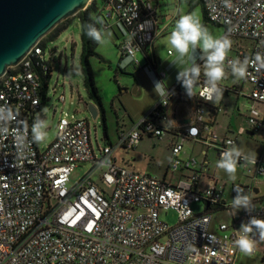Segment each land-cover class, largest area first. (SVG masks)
<instances>
[{
	"label": "built area",
	"instance_id": "1",
	"mask_svg": "<svg viewBox=\"0 0 264 264\" xmlns=\"http://www.w3.org/2000/svg\"><path fill=\"white\" fill-rule=\"evenodd\" d=\"M209 22L224 29V35L251 43L248 51L239 50V58H253L264 53V0H201ZM108 7L125 27L127 36L121 43L125 58L139 71L151 69L145 57L154 61V43L167 28L159 27L153 3L149 0H109ZM144 12L146 14H144ZM45 39V38H44ZM42 39L17 66L0 78V105H8L16 118L12 129L24 131L27 141L21 152L12 135H0V264H235L241 253L233 241L243 222L251 215L244 211L239 222L219 223L213 229V213H195L193 206L204 203L212 209H234L231 201L239 185H231L230 199L224 200V188L194 190L189 182L173 186L157 177L140 174L119 166L116 150H135L143 135L164 138L170 131H179L205 145H216L219 158L230 147V138H221L205 121L207 106L200 98L190 124L179 128L160 127L152 116L166 118L169 103L161 101L132 129L121 132L115 146L93 147L88 119L69 120L65 114L57 124V135L49 146L40 149L31 143V125L42 113V76L49 73ZM141 56L144 58L141 59ZM140 61V62H139ZM139 62V63H138ZM156 73V69H153ZM247 81L250 98L264 106V69L249 67ZM164 80L166 73H156ZM48 88V87H47ZM65 104L66 98L60 96ZM164 118V119H165ZM249 130L264 128V111L252 109ZM243 132V131H242ZM182 143L171 149L173 170L196 168L201 171L206 158L179 157ZM245 164L243 160L238 165ZM80 165L89 171L72 185L71 177ZM257 174H264V158L257 160ZM98 175L99 181L93 180ZM245 191V190H244ZM246 193V191H245ZM174 211L178 222L170 226L161 220L162 212ZM257 250L260 240L256 235ZM253 255V256H254Z\"/></svg>",
	"mask_w": 264,
	"mask_h": 264
},
{
	"label": "rangeland",
	"instance_id": "2",
	"mask_svg": "<svg viewBox=\"0 0 264 264\" xmlns=\"http://www.w3.org/2000/svg\"><path fill=\"white\" fill-rule=\"evenodd\" d=\"M198 0H160L159 6L156 8L157 16L161 20L166 17H171L174 13L185 14L195 11L201 18L202 23L212 32L213 35H224V29L211 22H205L201 6L196 5ZM165 17V18H164ZM179 16H176V20ZM175 20V21H176ZM175 24V22H174ZM174 24L163 31L155 40V53L160 63L158 64L156 73L165 71L168 78L162 83L166 87L173 80L177 81L178 70L183 66L176 67L171 64L176 58L174 50L171 48L168 37L172 31ZM61 30L56 36L48 35L44 39V53L46 61L51 63L52 76L45 92L46 102L42 106V113L48 121L47 138L38 144L40 149H44L54 142L57 135V124L65 114L68 115L69 120L74 119H88L91 125L92 143L95 151L99 153V148L105 145L115 146L121 132H127L132 129L141 119L147 116L148 112L154 107L155 100L159 97L154 92V82L160 81L153 70L149 73L147 70L143 74L137 75L133 68L131 61L126 67H121L125 58L122 49V35L121 28L114 26L112 30H104L110 32V43L96 47V56L89 59L90 66L93 70L94 81L101 96L105 118V125L107 127L109 139L104 140L105 129L103 125V117L94 121L87 111H82L80 105L93 102L88 91L84 85V76L81 69L80 56L82 52L81 43V22L76 15L67 21L58 25ZM235 43L241 44L244 47H249V42L244 40H233ZM202 63V61H197ZM79 69V74L75 69ZM203 68V65H202ZM123 72H121V70ZM126 72H124V70ZM71 72V74H69ZM137 88H140V93H137ZM198 92V88H197ZM64 95L66 98L65 104L58 101L59 97ZM227 99V96L225 97ZM230 101L234 102L235 97L229 96ZM221 102V100L219 101ZM217 102V104H219ZM190 105V106H189ZM188 109H191V104ZM225 107L219 112L218 125L221 127L219 132L225 134L227 126L231 124L235 129H231L233 133L229 134L234 138L236 145L245 154H257V160L264 158V130L255 133L254 136L248 134L238 135L237 127L239 123L242 126H247L245 115L247 111L242 113V116L226 115L224 114ZM187 106H185V109ZM206 114L205 121H209L208 108L204 107ZM229 112L231 111L230 107ZM47 109L45 112L44 110ZM146 110V111H145ZM145 112L142 116L141 113ZM140 115V116H139ZM244 115V116H243ZM233 117V118H232ZM167 139L165 140H150L145 139L137 151H124L122 149L116 150L114 153L118 165L126 167L132 171L140 174H148L154 177L163 178L168 169L169 149L167 146ZM190 144L188 143L186 149L190 151ZM199 148V146H198ZM134 157L136 158L134 161ZM199 159V157H197ZM209 160L211 167L210 176L217 179L219 184H236L243 189L246 187L257 188L260 190L259 197L264 195V174H257V166L251 164L238 165L235 180L229 179V176L222 169L216 167V155L213 150L209 153ZM129 161V162H128ZM129 163L127 166L126 163ZM90 165L78 166L72 177V185H75L79 180L86 175L90 169ZM208 175V174H207ZM172 175L169 173L168 180H172ZM93 180L98 182V175L93 176ZM207 177L202 179L201 187H207ZM251 195H254L253 192ZM252 211L264 209V203L253 204ZM195 213H203L205 209L204 203L195 204L193 206ZM238 212H241L240 210ZM227 212L218 213L221 221L227 219ZM162 221L170 226H174L178 222V216L174 211L162 212L160 215ZM218 221L214 223L217 224ZM239 264H264V254L259 253L256 256L242 255Z\"/></svg>",
	"mask_w": 264,
	"mask_h": 264
},
{
	"label": "clouds",
	"instance_id": "3",
	"mask_svg": "<svg viewBox=\"0 0 264 264\" xmlns=\"http://www.w3.org/2000/svg\"><path fill=\"white\" fill-rule=\"evenodd\" d=\"M225 7H231L230 0H223ZM102 23L101 21H97ZM86 35L98 45L105 46L110 43V32L95 27L94 24L85 26ZM46 38V37H45ZM168 42L176 54L175 60L171 62L175 67L183 66L178 70L177 81L185 90L188 98H194L201 77V64L203 62L204 82L200 98L206 102L217 103L223 98L224 89L221 82L230 74L237 80L245 79L249 75V67L257 70L264 69V53H256L253 58L245 57L242 61L239 58L228 60L233 41L229 35H213L212 32L202 23L201 18L195 11L180 14L175 21L174 27L168 37ZM132 57L127 58L121 67H126ZM140 62V61H139ZM138 62V63H139ZM79 74V69H75ZM71 74V72L69 73ZM154 92L165 105L169 103V97L174 95V90L169 92L163 87L162 81L154 82ZM45 112L47 109L44 110ZM16 118V112L8 105H0V135H12L14 145L22 152L27 141L28 126L24 131L16 129L10 131L9 124ZM48 121L35 118L31 125V143L41 144L47 138ZM230 147L221 153L216 161V167L222 169L235 180L238 164L241 160L245 164L256 165L257 154H245L237 145L229 141ZM236 195L231 201V207L236 210H245L251 214L254 205L249 194L244 189L237 187ZM256 235L260 241H264V218H257L251 215L247 222H243L237 230V236L233 241L235 248L246 256H253L257 250Z\"/></svg>",
	"mask_w": 264,
	"mask_h": 264
},
{
	"label": "crops",
	"instance_id": "4",
	"mask_svg": "<svg viewBox=\"0 0 264 264\" xmlns=\"http://www.w3.org/2000/svg\"><path fill=\"white\" fill-rule=\"evenodd\" d=\"M149 1H151L153 3V6L155 7V10H156V8L159 6L160 0H149ZM98 4H99L98 5L99 6V11L102 14H106V16H107L106 22H104L105 25H106L105 26L106 28L103 29V30H112L114 26L120 27L121 30H122L121 35H122V41H123L126 38V36H127V32H126L125 27L120 23V21L114 15V13L111 12V10L107 7L105 2H103L102 0H99ZM179 15L180 14L177 15V13L176 14L174 13L171 17H166V19L161 20V23H160V19H159V27L160 28H165V27L169 28V26L174 24V22L176 20V16L178 17ZM233 40H237V39H233ZM250 45H251V43L249 44V47H244L241 44L235 43L232 46V49H231L228 57L237 56L238 51L241 50V49L244 50V51H248V49L250 48ZM155 56H156V53H155ZM156 58L158 60V63H160V61H159L157 56H156ZM141 59L144 60V58L142 56H141ZM132 66H133V68L135 70V73L137 75L145 73L146 70L147 71L149 70L148 71L149 73L152 71L149 68L139 71L137 68H135L134 65H132ZM157 67H158V65H157ZM156 70H157V68H156ZM121 72H123V71L121 70ZM124 72H126V70H124ZM155 75L157 76L156 73H155ZM167 78H168V76L166 74V77H165L164 80H166ZM164 80H160V81H162V83H163ZM178 84H180V83L176 82V80H173L171 82V84L169 83L165 88L171 89L172 87H174V86H176ZM221 87L224 89V94H223V98L221 99V102H219V104L211 103V104H209L207 106L204 105V107L208 108V112H207L208 116H209V121L208 122H210L213 131H215L221 138L233 139L234 140V144L236 145L235 139L231 138L230 135H229V134L233 133V132H231L232 131L231 129H235L231 124H229L227 126V130H226L225 134H221L219 132V130H221V127L218 125V118H219L218 116H219V112L222 110V106L223 105L227 106V107H225V111H224V114H226V115H231L232 114V115H235V116H238V115L242 116V113L244 111H247V113L245 115V118L247 120L246 121L247 122V126L243 127L242 124L239 123V125L237 127V134L238 135H244V134L251 133L252 135L248 134L249 136H254L255 135V133H253L251 130H249L248 118L250 117L251 111H252V109H256L258 111L263 112L264 111V106L259 104V103H256L255 101H253L250 98V92H251L252 86L247 81L246 78L245 79H241V80H237V79H235L234 77H232L229 74L228 77L221 82ZM137 93H140V88L139 89L137 88ZM226 96H227V99L225 98ZM229 96L235 97V101L234 102L230 101ZM92 101L96 105H98L94 100H92ZM160 101H161L160 98L159 99L157 98L154 101L155 102L154 107ZM190 104H191V109H188V105H186L184 103H179L178 99L175 98L174 100H172V102L170 104V107L167 110V113L165 115L166 118L164 119V122L167 123L168 125H171L172 127H175V128H179V126L190 124L192 119L194 118L195 111H196V106H197L195 100L191 101ZM185 106H187L186 109H185ZM228 107H230L231 111L233 109V113L228 111L229 110ZM152 109L148 112V114L152 111ZM144 113L145 112H142L141 116ZM262 130H264V128ZM166 138H168L167 139V146H168V149H169L168 169L166 170V172L164 174V177L163 178H158L157 177L158 179L162 180L166 184L173 185V186L179 185L182 182H189V183L193 184L194 190L197 191V192H202L205 189L211 188V187H214L216 189L224 188V200H229L230 199L231 186H227V184H219L217 179L212 177V176H210V174H209L210 167H211V162L209 160L210 151L213 150L215 152V155H216V160L219 159V153L217 151V146L216 145H205V144H203V143H201L199 141H196V140H193L191 138H188L186 135H184V133H181L179 131H171V132L167 133L166 136L164 138H162V139L144 134L142 139H141V141H140V143H139V145H138V147L135 150H133L132 152L135 153V151H137L139 149V147L141 146L142 142L145 139H150V140L156 139V140H160L161 141V140H165ZM179 143H182V145H183V149H182L181 153L179 154V157L181 159L188 160V159L193 158V157L206 158L208 160V162H209L208 166L203 168L201 171H199L196 168H192V169H189V170H187V169L173 170L171 168V165H170L171 149H172V147H174L176 144H179ZM188 143H193V144H190V151H188L186 149V146H187ZM198 146H199V148H198ZM124 151H126V150H124ZM126 152H128V151H126ZM135 159L136 158L134 157V161H136ZM114 160L118 164L115 155H114ZM128 162L125 164L126 166L129 164ZM169 173H171V175L173 176L172 180H174V181L168 180ZM205 177H207V179H208L207 187L200 188L202 179L205 178ZM231 185H233V184H231ZM246 189L247 190H245V189L244 190L246 191L247 194H249L251 196L252 202L254 200L261 199V197H259V194H260V190L259 189L251 188L249 186L246 187ZM252 192H253L254 195H251ZM262 197H264V195ZM253 204H256V203H253ZM238 211L239 210H236V209L226 210V212L228 213L227 214V219L223 220V221H221L219 219V217L217 215L218 213L214 214V217H213L214 218L213 229L219 223L231 224V223H234V222H239L245 210L241 209L240 210L241 212H238ZM251 212L256 213V214H261L260 218H264V209L257 210V211H251ZM215 221H218L217 224L214 223ZM259 247L260 248H259V251H258L257 254H259V253L264 254V241H260V246ZM242 255H244V254H241L239 256V258L237 259L235 264H239L240 257ZM256 255H254V256H256Z\"/></svg>",
	"mask_w": 264,
	"mask_h": 264
},
{
	"label": "water",
	"instance_id": "5",
	"mask_svg": "<svg viewBox=\"0 0 264 264\" xmlns=\"http://www.w3.org/2000/svg\"><path fill=\"white\" fill-rule=\"evenodd\" d=\"M91 2L92 0H0V78L9 68L21 63L58 25L86 10ZM80 107L94 121L99 119V105L90 102L81 104Z\"/></svg>",
	"mask_w": 264,
	"mask_h": 264
},
{
	"label": "trees",
	"instance_id": "6",
	"mask_svg": "<svg viewBox=\"0 0 264 264\" xmlns=\"http://www.w3.org/2000/svg\"><path fill=\"white\" fill-rule=\"evenodd\" d=\"M99 0H92V2L90 3V5L86 8V10L81 11L77 14V16L79 17V20L81 22V43H82V52H81V56H80V61H81V69H82V73L84 76V85L86 87V90L88 91L90 98L92 100H94L99 106H100V111L102 114H104V108H103V104H102V100H101V96L99 94V91L96 87L95 81H94V76H93V70L90 66L89 63V59L93 56H96V47L98 46V44L96 42H94L93 40H91L87 35H86V31H85V26L87 24H94L95 27L102 28L105 29L106 25L104 22H106L107 16L106 14H102L99 11V4H98ZM103 2L106 3L107 7H108V3L109 0H102ZM200 5L202 8V12H203V18L205 22H209V20L207 19L206 16V11L204 9V6L201 2V0H198L196 5ZM109 8V7H108ZM144 14H146L144 12ZM97 21H101L102 23H98ZM61 29L56 27L51 33L50 35H52L53 37L57 35V33L60 31ZM231 39H236V38H231ZM237 40H242V39H237ZM246 41V40H244ZM42 46L44 47V43L42 44ZM146 60V66H151L152 70L157 68L158 60L155 56V47H154V61L152 62L150 60V58L148 56L145 57ZM148 64V65H147ZM201 64V77H200V81H199V87L203 84L204 82V76H203V62L200 63ZM50 70L49 73L44 76H42V104H41V109L42 106L45 104L46 99H45V92L47 90V87L49 85L51 76H52V67L51 65L49 66ZM176 99H178L179 103H184L186 105H189L191 103V101L195 100L196 101V105H198V101H197V95L194 98H188V96L185 94V90L182 88L181 84H179L178 88H177V96ZM197 107V106H196ZM152 120L154 121L155 124L159 125L160 127H166L168 126L167 123L164 122V116L161 117H155L152 116L151 117ZM104 121L105 118H104ZM171 132V131H170ZM105 134H106V139H109V135H108V131H107V127L105 126ZM252 203H264V198L258 199V200H254ZM226 211V209H224L223 207H219L217 206V208L212 209L209 206L205 205V212H209V213H222Z\"/></svg>",
	"mask_w": 264,
	"mask_h": 264
},
{
	"label": "flooded vegetation",
	"instance_id": "7",
	"mask_svg": "<svg viewBox=\"0 0 264 264\" xmlns=\"http://www.w3.org/2000/svg\"><path fill=\"white\" fill-rule=\"evenodd\" d=\"M100 117H103V114L101 113V111H100ZM103 119H104V117H103ZM103 125H104V129H105V121L103 120Z\"/></svg>",
	"mask_w": 264,
	"mask_h": 264
}]
</instances>
